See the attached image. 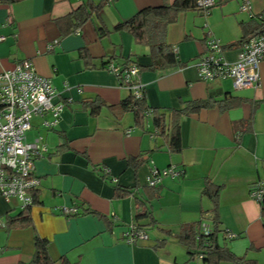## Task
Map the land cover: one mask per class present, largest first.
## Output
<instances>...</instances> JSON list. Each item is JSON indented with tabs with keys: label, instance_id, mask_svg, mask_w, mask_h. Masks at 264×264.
Masks as SVG:
<instances>
[{
	"label": "crops",
	"instance_id": "crops-1",
	"mask_svg": "<svg viewBox=\"0 0 264 264\" xmlns=\"http://www.w3.org/2000/svg\"><path fill=\"white\" fill-rule=\"evenodd\" d=\"M88 1L98 5L102 0L0 3V35L6 37L0 43V72L31 60L39 75L59 90L55 102L66 105L54 129L44 128L42 119L32 121L28 141L42 137L48 146L35 163L40 185L31 208L33 224L0 229V264L29 263L37 237L50 242L56 264L63 258L79 264H204L179 235L189 225L214 229L215 221L222 246L237 257L264 264V204L251 197L257 183L264 182V103L254 106L264 100V62L259 85L238 92L230 79L203 82L197 72L207 30L225 47V59L237 61L241 47L231 46L243 37V24H262L264 0H249V12L240 10L243 0H217L208 17L200 11L180 13L166 39L177 50L180 65L166 71L143 69L152 65L149 48L115 28L147 7L176 0H109L81 29L63 35L57 21ZM131 61L141 68L151 110L168 114L185 102L222 101L227 96L247 102L225 112L215 107L183 117L181 151L174 153L154 128L152 115L140 128L135 114L120 107L131 92L107 66L122 68ZM86 101H100L105 107L95 115L85 109ZM131 159L141 161L140 166ZM173 165L185 174L147 187L153 167ZM207 180L221 188L216 213L204 195ZM117 187L133 195L117 197ZM74 207L76 215L63 213ZM22 211L18 201L0 197L2 221ZM132 226L146 231L149 239L127 244L124 234ZM228 233L236 237L230 240Z\"/></svg>",
	"mask_w": 264,
	"mask_h": 264
},
{
	"label": "built area",
	"instance_id": "built-area-1",
	"mask_svg": "<svg viewBox=\"0 0 264 264\" xmlns=\"http://www.w3.org/2000/svg\"><path fill=\"white\" fill-rule=\"evenodd\" d=\"M1 2L3 0H0ZM216 5L217 0H198L196 8L204 17H208ZM240 10L251 11L250 1L243 0ZM207 27L205 24V28ZM5 40L6 37L0 35V43ZM204 42L206 52L201 55L197 64L201 81L230 79L237 92L254 89L259 85L260 65L264 62V34L249 38L241 47L237 61L233 63L225 59L223 45L211 31H206ZM107 70L114 74L120 85L128 89L135 98L143 97L141 69L136 62L131 61L122 68L110 64ZM59 97L60 92L51 79L39 75L31 60H24L12 69L0 72V197L8 203L18 201L22 210L34 206L32 193L40 185V181L35 177V163L48 151L42 137L29 142L28 133L35 118L42 119L43 127L49 130L59 125L66 107L63 102H55ZM103 174L108 176V170L104 169ZM184 174L183 169L174 165L166 169L153 167L147 179V187L157 188L166 178L177 179ZM251 197L257 203L264 204L263 181L257 183ZM63 213L73 216L78 213V209L64 208ZM6 228L7 223L0 219V229ZM213 232L214 229L206 225L201 227V233L204 235ZM227 237L232 240L236 235L228 233ZM148 239V233L135 226L130 227L124 234V241L131 245ZM200 258L204 260L203 255H200Z\"/></svg>",
	"mask_w": 264,
	"mask_h": 264
},
{
	"label": "trees",
	"instance_id": "trees-1",
	"mask_svg": "<svg viewBox=\"0 0 264 264\" xmlns=\"http://www.w3.org/2000/svg\"><path fill=\"white\" fill-rule=\"evenodd\" d=\"M21 0H3L6 4L17 3ZM109 0H102L98 5L92 1H88L85 7H81L74 14L67 16L57 21L63 35H69L77 32L84 24L89 22L92 16L99 13ZM198 0H176L173 4H164L158 7H147L139 11L133 18L119 24L115 31L127 32L131 34L135 42L144 47H148L152 65L143 69L149 70H171L179 66L174 50L167 45V32L171 24L177 21L180 13L199 11L196 8ZM227 0H218L221 4ZM263 22L260 25L254 23L243 24L241 26L243 37L241 40L231 47H242L249 38L264 34V14L262 15ZM225 50V47H223ZM82 57L86 58L84 54ZM88 61V60H87ZM129 63V62H127ZM123 67H125L127 65ZM140 67V66H139ZM141 69V68H140ZM245 100L227 96L222 101L204 100V101H189L185 102L178 110H172L167 113H160L157 110H151L147 104L145 94L142 98H135L132 94L125 99L120 107L125 112H133L136 117L137 126L143 128L149 115L153 116L154 128L165 138L171 145V150L174 153L181 151V134L180 124L183 117H188L192 114L201 112L204 109L218 107L225 112L229 109L240 107ZM264 103H255L254 106H259ZM86 110L92 114L98 115L105 107V104L100 101H86L83 103ZM136 163V168L140 166L141 161L132 160ZM108 179V176H103ZM117 197H129L133 195L132 191L123 190L120 187L115 189ZM221 188L215 186L211 181L207 180L204 186V195L207 196L214 204V212L218 210L219 195ZM34 205L37 203V195L32 193ZM217 216V214H216ZM217 220V217H216ZM33 224L31 216V208L23 210L18 216L7 217L8 231L18 228H26ZM218 221H215L214 232L210 235L201 233V225H189L183 228L179 239L184 243L192 254L197 256L203 255L204 262L207 264H257L255 261H248L245 258H240L234 255L226 247L219 243ZM50 242L46 239L37 237L35 242V252L32 260L25 264H56L49 254ZM62 264H79L71 263L66 258L61 260Z\"/></svg>",
	"mask_w": 264,
	"mask_h": 264
},
{
	"label": "bare ground",
	"instance_id": "bare-ground-1",
	"mask_svg": "<svg viewBox=\"0 0 264 264\" xmlns=\"http://www.w3.org/2000/svg\"><path fill=\"white\" fill-rule=\"evenodd\" d=\"M4 230V229H3Z\"/></svg>",
	"mask_w": 264,
	"mask_h": 264
}]
</instances>
